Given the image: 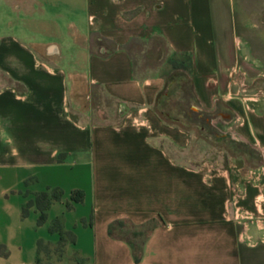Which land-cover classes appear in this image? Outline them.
<instances>
[{
	"label": "crops",
	"instance_id": "1",
	"mask_svg": "<svg viewBox=\"0 0 264 264\" xmlns=\"http://www.w3.org/2000/svg\"><path fill=\"white\" fill-rule=\"evenodd\" d=\"M154 38L264 153V0H0V264H264V167L158 114L164 75L128 51Z\"/></svg>",
	"mask_w": 264,
	"mask_h": 264
},
{
	"label": "rangeland",
	"instance_id": "2",
	"mask_svg": "<svg viewBox=\"0 0 264 264\" xmlns=\"http://www.w3.org/2000/svg\"><path fill=\"white\" fill-rule=\"evenodd\" d=\"M128 51L136 71L148 72L151 68L159 66V71L164 75L165 86L155 105L161 117L177 122L187 130L203 137L213 146L214 150H218L224 162L231 161L234 167L243 164L247 167L248 165L249 167H264V157L256 154L251 147L240 144L227 134L222 135L214 126L205 123L207 115L195 107L185 69L171 67L173 63H184L182 56L169 53L159 38L145 43L133 41L128 46ZM116 226L134 245L139 244L141 235L136 238L130 235L133 227L128 224L123 227Z\"/></svg>",
	"mask_w": 264,
	"mask_h": 264
},
{
	"label": "trees",
	"instance_id": "3",
	"mask_svg": "<svg viewBox=\"0 0 264 264\" xmlns=\"http://www.w3.org/2000/svg\"><path fill=\"white\" fill-rule=\"evenodd\" d=\"M183 59H184V63L183 62H180V63H173L171 65L172 68H178V69H185V71L187 72L188 71V58L187 57H184L183 56ZM54 197H56L54 195ZM80 197V195L78 196H73L74 200H77L78 198ZM32 201H28L26 203V205H24L21 209V212H22V215L23 214H26V210H27V206L29 204H31ZM47 203H48V200L46 198V194L44 192H41V193H38L37 195H35V198H34V204L36 206V208L38 209L39 213H38V216H37V223H40L44 220L45 218V208L47 206ZM58 222L56 220L53 221V224H52V229H55L58 231V233L60 234V228L58 226ZM59 239L61 240V235L59 237ZM132 254H133V259H134V262H137L138 261V247H135V246H132Z\"/></svg>",
	"mask_w": 264,
	"mask_h": 264
},
{
	"label": "built area",
	"instance_id": "4",
	"mask_svg": "<svg viewBox=\"0 0 264 264\" xmlns=\"http://www.w3.org/2000/svg\"><path fill=\"white\" fill-rule=\"evenodd\" d=\"M260 98V97H264V94L262 93H257V94H253L250 98ZM262 157H264V153L261 155Z\"/></svg>",
	"mask_w": 264,
	"mask_h": 264
}]
</instances>
